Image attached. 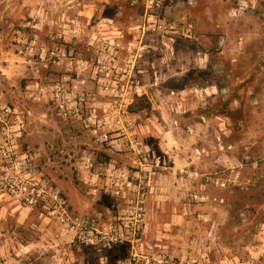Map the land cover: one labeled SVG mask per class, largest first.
Listing matches in <instances>:
<instances>
[{
	"label": "rangeland",
	"instance_id": "rangeland-1",
	"mask_svg": "<svg viewBox=\"0 0 264 264\" xmlns=\"http://www.w3.org/2000/svg\"><path fill=\"white\" fill-rule=\"evenodd\" d=\"M4 2L5 0H0L2 23H5V19L9 17L6 16ZM147 2V0H63L73 16H62L61 19L72 24V20L76 23L80 16L82 21L80 23L86 21L85 25H87L88 12L92 14L96 8H99L100 12L96 13L93 19L102 23V20L109 18L106 20L110 25L109 35L116 41L127 44L142 27L145 11L151 9ZM154 2V9L162 18L172 20L176 24L190 21L194 24L195 31L189 39L179 37L173 53L163 44L162 39L157 38L153 41L154 47L144 62L145 67H148L151 61L155 63L160 78L157 89L159 91L153 89V99L155 101L158 96L166 98L174 90L175 93L171 94L172 98L182 101L183 94L180 89L183 86L192 85L202 88L203 90L199 89L193 94L195 101L203 102V105L200 103L198 106L197 116L200 118L203 113L212 118L217 116L218 134L221 132L220 128L227 131L222 135L224 136L222 140L217 138V157L220 152H234L236 168L233 170L225 166L218 171L205 169L200 172L207 183V197L201 202L205 216L200 218L199 225L195 224L196 233L191 236L189 246L186 245L190 233L187 232L189 226L186 221L183 218L174 221L164 211L159 217L153 218L154 227L150 226V229H146L145 253L162 256L167 254L164 251L166 250L171 254L170 258L178 261L181 260L183 246L189 249V255L199 253L195 248L197 246L208 254V257L205 254L201 258L203 260L209 258V264H214L225 256L244 258L250 250H253L259 255L255 264H264V0H155ZM89 3L94 5L91 7ZM69 5H72L71 8ZM57 14L55 20H60ZM82 27V31L80 30V34L74 40L79 47V51L75 52L76 59L88 56L86 39L91 31L83 24ZM0 28L1 32L3 27ZM25 30L26 33L32 32L30 29L23 31ZM16 49L15 51L18 52ZM21 62V67L27 63L30 68H23L25 72L18 71L15 74L16 84H10L0 74V92L5 100L18 105L24 111L26 132L22 147L31 152L34 157L33 164L45 179L61 188L68 200L71 214L77 217H89L85 212L75 215L71 198L82 200L88 198L85 182L90 179L91 173L96 172L82 163V157L85 156L84 149L91 150L95 162L101 164L105 161L104 156L100 154L104 151V146L101 143H94L90 138H72L70 124L60 118L53 107L43 111L45 108L41 106V102L27 97L26 85L29 84L27 80H36L34 76L37 75L36 72L40 74L46 72V69L37 58L24 57ZM149 74L148 72L144 79L147 82L150 80ZM11 85L14 88H10ZM205 87H209V90L205 91ZM76 129L81 132L85 130L82 124ZM220 142L224 144V149L220 148ZM229 145H233L234 148ZM206 147L210 152L215 150L209 144L200 147V150L193 148L199 159L204 155L208 156ZM212 155L214 154H210L207 158H212ZM130 158L133 159L132 153L127 154L122 161L127 163ZM130 161L129 163H132V160ZM218 176L221 181L226 182L227 185L231 183L232 186L220 185L219 189H224L220 191L217 188ZM97 193L99 195L102 191L98 190ZM218 194L225 197V201L217 200ZM0 195L9 200L13 199L2 189ZM101 196L102 202L110 203L112 196L103 193ZM21 206L29 210V221L23 228V235L26 238L32 240L39 238V229L34 226L39 214L57 220L48 213L44 205ZM97 207L99 210L97 214L103 213L98 219L106 220L110 212L106 208L104 210L102 205L98 204ZM111 221L110 225L118 222ZM98 227L104 230L99 223ZM147 236L154 250L146 243ZM96 242H100L102 247L111 246L103 248L108 249L107 264H119L130 252L126 244H110L105 240ZM163 242H170V248L157 245ZM219 242L222 243V247L219 246ZM35 253L21 255L18 258L15 254L16 258L10 264H40L42 259L39 258L37 251ZM167 257L169 259V256Z\"/></svg>",
	"mask_w": 264,
	"mask_h": 264
},
{
	"label": "built area",
	"instance_id": "built-area-1",
	"mask_svg": "<svg viewBox=\"0 0 264 264\" xmlns=\"http://www.w3.org/2000/svg\"><path fill=\"white\" fill-rule=\"evenodd\" d=\"M147 1L151 9L145 11L143 25L132 40L126 44L110 35H93L90 40L98 42L93 56L76 59L74 49L68 44L78 37L82 24L74 20L72 24L66 23L62 17L54 21V35L47 42H44L42 30L38 29L30 33L17 31L14 39L21 55L39 59L46 69L54 65L53 78L26 85L29 99L50 104L60 118L80 122L96 142L130 151L136 158L134 169L119 164H107L101 168L106 171L108 179L102 188L103 194L129 199L116 226L111 224L101 230L97 218L103 213H98L94 219L71 214L61 188L45 179L33 164L31 152L22 147L26 132L24 111L5 100L0 92V189L21 205H44L49 214L77 231V237L82 241L105 240L110 244L129 245L128 256L119 264L168 263L167 254L153 256L139 250L144 245L147 229L151 181L157 173L156 168L162 164V158L144 143L132 113L134 106L153 100V89L160 84L155 63L151 61L148 67L144 66L154 47L153 41L162 39L173 53L177 39H189L195 31L190 21L176 24L162 18L154 9L155 0ZM148 72L149 82L144 80ZM174 93L172 90L171 94ZM82 158L84 166L91 168L90 155ZM100 172L98 170V176ZM219 184L227 185L224 181ZM258 258L256 252L250 251L244 258L225 256L219 264H255ZM172 264L204 263L192 259Z\"/></svg>",
	"mask_w": 264,
	"mask_h": 264
},
{
	"label": "crops",
	"instance_id": "crops-1",
	"mask_svg": "<svg viewBox=\"0 0 264 264\" xmlns=\"http://www.w3.org/2000/svg\"><path fill=\"white\" fill-rule=\"evenodd\" d=\"M49 1L5 0L4 2V8L7 11L6 16L9 17L5 19V23L0 21V27H3V30L0 32V74L10 84H16L17 77L15 74L18 71L25 72L23 68L29 67L27 63L24 67H21V60L24 57L27 58V56L15 51V33L21 29L42 30L44 42H47L54 35L53 29L56 13H58L57 15L60 18L66 15L73 16L72 12H69L70 9L68 11L66 8L67 5L63 3V0ZM69 6L71 8L72 5ZM27 25L29 27L24 28ZM20 26L22 27L20 28ZM45 71L40 74L36 72L37 75H34L36 80L28 79L27 83L45 81L55 76L53 64ZM158 87L154 88L156 92L159 91L157 90ZM10 88H14V86L11 85ZM196 89L203 90L192 85H185L180 89V92L183 94L182 101L174 100L171 94H168L166 98L158 96L155 101L153 99L148 104H142L141 108L132 113V119L137 124L144 143L162 158V164L156 168L157 173L151 181V189L148 194L147 228L150 229V226L154 227L155 222L153 218L159 217L164 211L174 221H180L183 218L189 226L187 232H190L186 241L187 246L190 245L191 236L195 232V224L199 225L200 218L205 216V209H203L201 202L207 197V183L201 177L202 173L200 172H203L205 169L211 171L217 169L218 171L225 166L233 170L236 168L234 167V164H236L234 162V152H220L217 157V138L222 140L224 138L222 135L227 131L225 132L223 128H220L221 132L218 134L217 116L212 118L206 116L204 113L200 115V118L197 116L199 115L197 113L198 106L200 103L203 105V102L195 101V98H193ZM204 90H209V87H205ZM41 106L45 108L43 111L52 107L46 102L41 103ZM182 106L183 109H180ZM67 123L71 126L70 132L72 138H90L94 143L99 144L90 135L88 129L85 128L82 132L77 131L78 129L76 128L79 127L80 122L67 121ZM205 144H209L215 150L213 149L210 152L206 147L208 156L204 155L202 159H199L196 150H200V147H203ZM102 146H104V151H101L100 154L105 159L102 164L95 162L91 150L84 149V154L90 155L93 161L91 168L96 172L91 173L90 179L85 182L88 189V198L85 200L77 199L76 197L75 199L71 198V205L75 211V215L85 212L92 219L96 218V214L99 212V206L97 207V205L104 206L102 208H106L110 212L109 215L106 214L108 218L106 220L97 218V221H100L98 223L100 226L102 225V228L107 229L112 222L111 220L117 221L123 215L129 199L128 197L112 196L110 203L106 204L102 202L101 194L103 192L99 195L97 192L98 190L102 191L101 189L107 184L108 179L106 171L101 168L107 164L109 166L119 164L134 169L137 160L132 153L133 159L130 158L125 163L122 159L127 154L131 155L130 151L120 150L114 147V145L109 144H102ZM219 146L221 149H224L222 142L219 143ZM194 147H196L195 151H193ZM229 147L234 148L233 145H229ZM77 149L81 148L77 147ZM210 154L214 155H212V158H207ZM130 160H132V163H129L131 162ZM82 163L80 160V164ZM98 170L101 171L99 176L97 175ZM221 180L218 176V189L221 188L219 184ZM227 186L232 185L228 183ZM219 190L224 191V189ZM217 200L223 202L225 201V197L218 194ZM193 202L197 203L192 205L191 203ZM28 218L29 210L18 205L13 199L9 200V198L0 195V264L13 263V259L16 258L15 254L18 255V258L21 255L36 254V251L39 254V258L42 259L40 264L108 263V255L106 253L108 249L103 248H110L111 246L103 245L102 247L100 242L82 241L77 237V231L44 214H39L37 222L34 223V226L39 229V238L34 240L26 238L23 235V228L29 221ZM146 243L153 248L150 240H148V236ZM163 243H157V245L170 248V242ZM126 246L130 249L129 245ZM219 246L222 247L221 242H219ZM195 248L199 250V253L189 255V249L183 246L181 260L178 261L175 258H170L171 254L168 251H164L169 256L168 263L200 259L204 264H209V258L208 260L201 258V256L207 253L203 252L204 250L200 247L197 248L196 246ZM145 249V245L139 247L141 251L145 252ZM214 264H219V262L217 261Z\"/></svg>",
	"mask_w": 264,
	"mask_h": 264
},
{
	"label": "flooded vegetation",
	"instance_id": "flooded-vegetation-1",
	"mask_svg": "<svg viewBox=\"0 0 264 264\" xmlns=\"http://www.w3.org/2000/svg\"><path fill=\"white\" fill-rule=\"evenodd\" d=\"M89 5L92 7L94 5V3H89ZM85 11L87 12V9H85ZM98 12H100V9L99 8H96V11L93 12L92 14L90 12H88L89 15H90V19H88V16L89 15L88 16L86 15L87 16L86 17V20L88 21L87 22V25H85V22L86 21L82 23L83 26H87L88 29H90V31H91L90 36L89 37L87 36V39H86L87 40L86 41L87 42L86 43V45H87L86 49H87L88 56H93L95 54L96 46L98 45V42H96V41L94 42V41H91L90 40L93 37V35H96V36H99V35L100 36H109V33H110V25H109L108 21H106V20H109V18H105V21L102 20V23H99L98 20H94L93 19L94 18V15L96 13H98ZM79 17L77 18L78 21L79 22H82ZM84 29H85V27H84ZM74 40H75V38L72 39V42L73 43L70 42L68 44V47L70 49L73 48L74 49V52H78L79 51V47L77 46V43H75Z\"/></svg>",
	"mask_w": 264,
	"mask_h": 264
},
{
	"label": "trees",
	"instance_id": "trees-1",
	"mask_svg": "<svg viewBox=\"0 0 264 264\" xmlns=\"http://www.w3.org/2000/svg\"><path fill=\"white\" fill-rule=\"evenodd\" d=\"M146 103L148 104V102L146 101ZM145 102H143V103H140L139 105H137V106H134L133 107V109L134 110H137V109H139V108H141V106H142V104H146Z\"/></svg>",
	"mask_w": 264,
	"mask_h": 264
}]
</instances>
